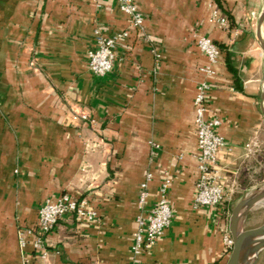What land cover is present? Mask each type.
Segmentation results:
<instances>
[{"label": "crops", "instance_id": "0c3cea01", "mask_svg": "<svg viewBox=\"0 0 264 264\" xmlns=\"http://www.w3.org/2000/svg\"><path fill=\"white\" fill-rule=\"evenodd\" d=\"M134 2L142 32L129 29L117 0H0V264H226L220 226L234 200L264 180V0ZM214 8L228 27L210 21ZM95 30L129 31L104 77L88 66ZM198 34L221 50L215 76L201 71ZM202 81L208 118L221 121L229 145L218 166L233 193L195 208ZM149 174L145 210L169 179L173 221L134 254ZM63 194L98 216L61 218L43 260L30 231L44 202Z\"/></svg>", "mask_w": 264, "mask_h": 264}, {"label": "built area", "instance_id": "2783aa9c", "mask_svg": "<svg viewBox=\"0 0 264 264\" xmlns=\"http://www.w3.org/2000/svg\"><path fill=\"white\" fill-rule=\"evenodd\" d=\"M120 10L129 17V29L137 32L144 30V17L139 12L134 0H117ZM210 21L228 27V18L217 8L211 13ZM95 47L89 52V70L97 77L108 75L114 66L116 42L129 35L123 31L114 36H106L100 30H95ZM197 48L206 57L207 64L201 71L207 76H215V66L221 56L220 48L204 35L195 36ZM210 85L206 81L200 82L194 98L195 119L194 125L197 135V161L199 177L196 182V193L193 200L195 208L217 207L223 205L233 193L225 182L218 166L221 153L229 148L227 141L217 131L221 125L218 118H208L207 95ZM86 119V116L83 117ZM247 144V148H250ZM147 180L141 184L139 193V210L137 217L138 228L134 233L132 250L140 254L149 250L164 236L173 221V210L169 199L170 180L165 179L160 186L158 200L149 210H145L148 197ZM66 215L75 216L78 220L94 221L98 213L89 206L86 200H79L69 194H63L55 200L47 199L38 212V223L34 236L33 246L43 260L47 259L48 251L45 248L46 237L53 231L61 218ZM229 216L221 224L223 246L226 256H229L233 239L228 228ZM23 241V245H24Z\"/></svg>", "mask_w": 264, "mask_h": 264}, {"label": "water", "instance_id": "95a60500", "mask_svg": "<svg viewBox=\"0 0 264 264\" xmlns=\"http://www.w3.org/2000/svg\"><path fill=\"white\" fill-rule=\"evenodd\" d=\"M264 202V184L242 196L230 212L228 228L233 247L226 264H257L264 251V222L246 228L249 214Z\"/></svg>", "mask_w": 264, "mask_h": 264}, {"label": "rangeland", "instance_id": "374dc122", "mask_svg": "<svg viewBox=\"0 0 264 264\" xmlns=\"http://www.w3.org/2000/svg\"><path fill=\"white\" fill-rule=\"evenodd\" d=\"M264 184V180H262L257 186L256 188L261 187ZM256 188H254L253 190H255ZM252 190V191H253ZM240 199V196H238L235 200H234V205L237 203V201ZM264 222V202L261 203L255 210H253L248 218L247 221L245 223V227L246 228H252L255 227L261 223ZM260 259L263 261L264 260V251L261 253L260 255Z\"/></svg>", "mask_w": 264, "mask_h": 264}, {"label": "trees", "instance_id": "16d2710c", "mask_svg": "<svg viewBox=\"0 0 264 264\" xmlns=\"http://www.w3.org/2000/svg\"><path fill=\"white\" fill-rule=\"evenodd\" d=\"M217 2H219V0H217ZM228 258V256H226ZM257 264H264V260L262 261L261 259L259 260V262Z\"/></svg>", "mask_w": 264, "mask_h": 264}]
</instances>
